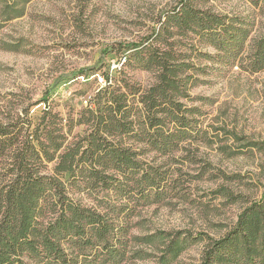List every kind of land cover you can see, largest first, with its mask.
I'll return each mask as SVG.
<instances>
[{
	"label": "trees",
	"instance_id": "trees-1",
	"mask_svg": "<svg viewBox=\"0 0 264 264\" xmlns=\"http://www.w3.org/2000/svg\"><path fill=\"white\" fill-rule=\"evenodd\" d=\"M30 1L0 0V28L23 16ZM194 1L180 0L162 12L158 25L140 41L120 43L132 50L122 66L134 60L155 71L149 87L105 74V85L96 88L68 131L50 104L39 116L27 108L0 120V264H118L131 252V241L150 243L158 236L130 235L134 210L115 199L139 195L157 202L185 196L164 163L140 157L147 150L165 156L185 143L212 142L199 125L200 106L184 102L194 85L191 70L197 67L187 60L192 53L175 49V39L214 47L215 52L199 51L213 63H238L249 73L264 70V29L254 13L230 15ZM248 1L261 9L264 0ZM82 123L84 134L68 140L72 128ZM133 138L148 146L135 147L129 142ZM243 145L262 148L264 142ZM220 147L234 154L230 144ZM217 193L231 196L225 188ZM84 195L97 202H85ZM159 235L163 246L154 264H171L199 241H205L200 264H264V190L220 237L182 230Z\"/></svg>",
	"mask_w": 264,
	"mask_h": 264
},
{
	"label": "rangeland",
	"instance_id": "rangeland-1",
	"mask_svg": "<svg viewBox=\"0 0 264 264\" xmlns=\"http://www.w3.org/2000/svg\"><path fill=\"white\" fill-rule=\"evenodd\" d=\"M179 2L31 0L23 16L0 28V120L27 108L39 116L50 104L68 131L90 104L96 88L105 85V74L124 80L123 84L149 87L155 82V71L134 60L122 66L132 50L120 43L137 42L149 35L160 14ZM194 3L230 15L247 16L251 11L257 26L264 29V1L261 9H255L248 0ZM177 39L175 49L192 53L187 60L197 67L191 70L194 78L190 83L194 85L184 102L200 106L203 114L199 125L212 142L200 139L185 143L165 156H157L155 150L141 155L150 164L164 163V168L170 169L171 181L176 180V190L185 196L157 202L140 199L139 195L115 199L134 210L130 235L158 234L150 243L131 241V252L118 264H154L163 246L161 232L182 230L220 237L264 190V145L243 147L250 141L264 142V70L249 73L238 63H213L199 51L215 52L214 47H204L189 38ZM121 67L123 72H119ZM81 69H85L84 75H79ZM85 129L83 123L74 126L68 140L77 133L84 134ZM129 142L135 147L148 146L137 138ZM225 143L231 145L232 156L222 151L220 146ZM220 188L230 191L231 196L217 193ZM110 196L116 198L114 192ZM83 199L89 204L97 202L90 195ZM204 242L188 247L171 264H200Z\"/></svg>",
	"mask_w": 264,
	"mask_h": 264
}]
</instances>
